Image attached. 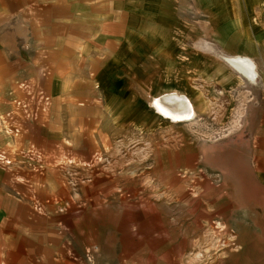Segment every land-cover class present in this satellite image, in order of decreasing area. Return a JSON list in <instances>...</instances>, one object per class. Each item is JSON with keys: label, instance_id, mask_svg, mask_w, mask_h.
<instances>
[{"label": "rangeland", "instance_id": "1", "mask_svg": "<svg viewBox=\"0 0 264 264\" xmlns=\"http://www.w3.org/2000/svg\"><path fill=\"white\" fill-rule=\"evenodd\" d=\"M131 10L136 42L168 53L163 75L146 76L154 96L139 90L131 124L75 132L73 156L43 164L38 151L30 168L63 166V179L26 198L57 217L73 264H264V66L253 84L221 59L236 46L263 54L264 0H131ZM168 92L189 96L195 117L165 118L153 102Z\"/></svg>", "mask_w": 264, "mask_h": 264}, {"label": "crops", "instance_id": "2", "mask_svg": "<svg viewBox=\"0 0 264 264\" xmlns=\"http://www.w3.org/2000/svg\"><path fill=\"white\" fill-rule=\"evenodd\" d=\"M131 26V0H0V115L9 90L21 96L19 82L35 84L52 99L50 117L28 124L19 138L6 136L0 128V147L13 160L0 168V264H73L76 256L69 240L55 232L57 217L44 220L35 212V198H26L57 193L54 179H63L64 167L39 174L16 160L15 153L34 146L45 154L43 164L56 162L58 153L73 156L74 147L82 144L81 137L74 140L75 132L96 136L107 130L106 124L120 129L134 121L138 100L144 97L139 90L154 96V81L146 76L159 74L154 66L163 75L169 58L168 53L153 54L156 46L136 42ZM257 40L264 43V31ZM247 46L227 49L221 59L236 72L227 59L249 60L257 72V66H264V52L258 55ZM198 55L192 57L195 62ZM193 68V89H199L201 74L196 72L201 73V65ZM160 83L168 88L169 78ZM170 95L187 98L196 114L189 96L177 92L154 102ZM160 108L167 110L171 103L167 100ZM61 190L73 193L70 184H62ZM38 205L39 211L53 208Z\"/></svg>", "mask_w": 264, "mask_h": 264}, {"label": "built area", "instance_id": "3", "mask_svg": "<svg viewBox=\"0 0 264 264\" xmlns=\"http://www.w3.org/2000/svg\"><path fill=\"white\" fill-rule=\"evenodd\" d=\"M17 91L7 92V107L0 115V128L4 134L12 139L19 138L26 130L28 124L40 120L43 116H48L52 99L40 87L30 82H19L16 85ZM16 160L27 166H34L35 160L41 158V154L34 146H28L16 153ZM13 164L6 150L0 147V168L5 169Z\"/></svg>", "mask_w": 264, "mask_h": 264}, {"label": "bare ground", "instance_id": "4", "mask_svg": "<svg viewBox=\"0 0 264 264\" xmlns=\"http://www.w3.org/2000/svg\"><path fill=\"white\" fill-rule=\"evenodd\" d=\"M230 61L232 66L237 70V72L247 81L253 84L257 83L258 74L256 72L255 66L249 60L240 61L234 59H227ZM171 103V108L161 109L160 106L166 101ZM153 106L162 114L170 120L175 122L178 121H189L194 118L195 113L193 112V107L190 101L185 97L176 98L174 95L167 96L160 100H155Z\"/></svg>", "mask_w": 264, "mask_h": 264}]
</instances>
